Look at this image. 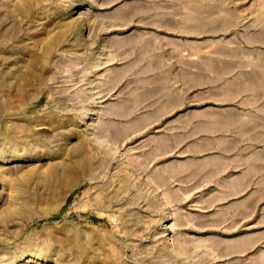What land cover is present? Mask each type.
I'll use <instances>...</instances> for the list:
<instances>
[{
  "label": "rangeland",
  "instance_id": "rangeland-1",
  "mask_svg": "<svg viewBox=\"0 0 264 264\" xmlns=\"http://www.w3.org/2000/svg\"><path fill=\"white\" fill-rule=\"evenodd\" d=\"M262 145L264 0H0V264H264Z\"/></svg>",
  "mask_w": 264,
  "mask_h": 264
},
{
  "label": "crops",
  "instance_id": "crops-1",
  "mask_svg": "<svg viewBox=\"0 0 264 264\" xmlns=\"http://www.w3.org/2000/svg\"><path fill=\"white\" fill-rule=\"evenodd\" d=\"M253 145L254 144H248V146H253ZM261 147H262L261 148L262 150H259L260 154L264 153V146L262 145ZM252 158H253L252 155L248 156L249 166L246 168L245 171L235 173L233 175L221 177V179H219L218 182L216 183V186H214L213 188V189H216L217 191L222 192V194H225V195L227 194L237 195V194H242L248 187L253 186L251 191L247 193L248 194L247 197L241 198L237 201L230 203L227 209L231 208L237 212L243 211L246 208L254 209L255 204L257 203L258 199L254 198L253 196L264 193V173L262 175H257V178H256V175H255L256 170L253 169V166H254V163H256V160ZM216 160L217 161L212 160L211 162H214L215 164L217 163L219 165L218 163L219 159L216 158ZM184 163H187V160L181 161L180 164H178L179 167H181ZM194 165L204 166V163L202 162V160H195ZM219 166H218L217 171L219 172V175H220L221 174L220 172L222 171L221 168H225V167H222V166L219 167ZM262 210L264 212V206L262 207ZM254 238H255L254 232H246L242 235L230 238L229 241L234 244H244L248 242L250 243L254 242L255 241ZM263 253H264V249L258 254L259 260L261 259L260 257L262 256H263L262 257L263 259L261 260H264Z\"/></svg>",
  "mask_w": 264,
  "mask_h": 264
},
{
  "label": "bare ground",
  "instance_id": "bare-ground-1",
  "mask_svg": "<svg viewBox=\"0 0 264 264\" xmlns=\"http://www.w3.org/2000/svg\"><path fill=\"white\" fill-rule=\"evenodd\" d=\"M2 158V157H1ZM88 162L89 161H85L83 164H81L80 166L81 167H83L85 164L87 165L88 164ZM27 204V203H26ZM22 205V206H20V207H18V208H14L13 210H11V209H8V210H6V211H4V213H3V218H1L2 219V221H0V222H3L4 220V223L5 222H7V220L8 221H10V220H13V218L15 217V216H17V215H24V214H26V212H28V210H29V207L27 206V205ZM12 208V207H11ZM86 236H88V235H86ZM76 238V237H75ZM86 239V238H85ZM75 240V239H74ZM45 241V240H44ZM87 241V240H86ZM63 243V242H62ZM74 243V242H73ZM76 243V242H75ZM77 244V243H76ZM46 247H49L48 246V244H46L45 245ZM79 248V247H78ZM77 249V246L74 244V246H73V251H77L76 250ZM31 253H33V252H30V255H27V256H25V258H26V260H25V262H26V264L27 263H29V262H33V259L35 258V255H31ZM34 254V253H33ZM264 254V253H263ZM262 256V255H261ZM53 257V256H52ZM116 257V256H115ZM263 257V256H262ZM262 257H260L261 259H263ZM259 258V257H258ZM118 259V258H117ZM53 260L55 261L56 259H52V262H53ZM74 260V259H73ZM12 264H16L15 262H13ZM18 264V263H17ZM69 264H72V262H69Z\"/></svg>",
  "mask_w": 264,
  "mask_h": 264
}]
</instances>
